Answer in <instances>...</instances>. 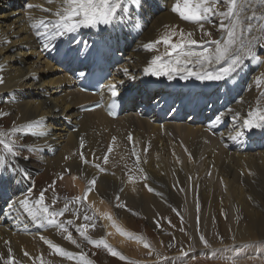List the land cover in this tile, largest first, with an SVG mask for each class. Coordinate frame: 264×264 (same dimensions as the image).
I'll return each mask as SVG.
<instances>
[{
    "label": "bare ground",
    "instance_id": "6f19581e",
    "mask_svg": "<svg viewBox=\"0 0 264 264\" xmlns=\"http://www.w3.org/2000/svg\"><path fill=\"white\" fill-rule=\"evenodd\" d=\"M173 2L143 0L139 8L129 3L130 14L118 25L81 28L76 33L57 37L44 50L45 41L35 35L44 29H33L29 17L37 22L50 20L53 17L41 9L54 10L56 5H49L46 0H0V80L3 81L0 106L5 112L0 130L8 131L43 117V125L36 131L45 133L17 132L12 139L17 141L15 150L19 157L7 168H0V264H5L9 248L14 260L21 264H33L32 259L24 256L25 251L33 258L42 257L46 264H76L75 260L53 253L40 239L43 235L67 251L80 253L81 248L64 239L67 233L61 234L51 225L34 223L18 202L26 195L38 198L44 191L45 202L51 204L55 187L67 186L82 193V185L85 192L92 179L95 184L85 206L92 205L88 215L95 214L96 226L88 229V235L94 240L103 238L125 257L114 259L107 250L84 242L82 249L93 264H224L210 260L211 248L244 244L255 252L254 244L264 239V129L242 130L233 120L236 112L246 116L259 92L264 90V82L260 88L254 83L264 73V63L257 66L246 60L237 73L220 81L191 78L180 83L179 78L169 81L160 77L154 82L155 77L143 74L153 53L138 46L155 40L164 31V25L196 31L193 25L171 12ZM27 4L34 7L28 9ZM209 31L213 38L218 36L215 29L209 27ZM199 35L196 31V38ZM96 51L107 62L109 76L101 92L93 95L82 92L78 80L91 65L90 53ZM114 55L121 57L120 63ZM124 69L128 70L127 75ZM169 82H173L170 87ZM109 83H115L117 95L125 99L123 111L116 119L105 111L112 97L106 87ZM138 89L144 95L136 93ZM151 96L158 101L155 109L149 102ZM98 100L105 102L103 108L81 109ZM202 111L206 112L203 116ZM217 115L222 116L219 122L215 119ZM238 131L243 134L232 139ZM131 133L133 146L128 139ZM124 151L139 176L117 182L106 172L104 164L111 167L117 153L122 156ZM0 155H7L2 148ZM243 166L248 170L243 172ZM208 172L215 178L209 179ZM50 181L53 189L45 190ZM189 191L197 195L198 204L186 196ZM113 196L119 197L120 207L111 204ZM55 198L58 203L54 207L62 208L64 199ZM9 204L14 206L8 208ZM104 213L110 214L112 221ZM83 215L81 207L76 225L84 222ZM59 219L66 221L74 217L72 212H67ZM137 220L147 231L160 236L152 237L151 242L144 241L145 232L138 229ZM113 222L124 233L143 239L138 242L121 235L112 227ZM172 224L194 232L192 245L184 250H179L180 246L173 254L166 252L157 258L141 257L155 252L151 245L164 249L166 237L173 233ZM25 227L28 232L21 231ZM219 227L226 234L223 241L214 239ZM69 230L79 242L81 238L75 227L69 226ZM145 242L148 248L144 247ZM259 254L263 257L260 264H264V252ZM242 262L245 259L229 264Z\"/></svg>",
    "mask_w": 264,
    "mask_h": 264
},
{
    "label": "snow or ice",
    "instance_id": "6c2138e0",
    "mask_svg": "<svg viewBox=\"0 0 264 264\" xmlns=\"http://www.w3.org/2000/svg\"><path fill=\"white\" fill-rule=\"evenodd\" d=\"M46 2L49 5H56L54 10L49 7L41 9L42 12L49 13L53 17L52 19L44 18L37 22L29 17L30 26L33 29L40 27L44 29L43 32H35L37 37L45 41L44 50H47L49 43L57 37L76 33L81 28L118 25L125 16L130 14L129 3L136 5L137 8L143 5V0H46ZM26 7L32 9L34 6L27 4ZM36 7L39 8L40 6ZM171 12L175 13L182 21L193 25L195 30L200 33L199 38H196V31H186L178 25H164V31L155 40L138 46L146 52L153 53L143 68L144 75L156 78L166 77L169 81L176 78L180 80L194 78L199 81H220L237 73L245 65L246 60L254 62L257 66L264 63V0H174ZM209 27L216 30L217 37L213 38ZM123 71L125 75L128 74L127 69ZM2 82L0 80V83ZM262 82H264V73H261L254 80L257 88H260ZM106 87L112 96L117 95L115 83H109ZM262 101H264V90L259 92L255 105L249 108L246 116L241 117L239 112L233 114V120L239 124L242 130L264 129V103ZM3 115L4 113L0 112V116ZM43 119L41 117L38 120L28 122L26 125L14 126L8 131L0 130V148H2L3 153L7 154L0 155V168H7L19 157V152L15 150L17 141L12 137L17 132L23 131L33 135L45 134L42 131H36L42 127ZM215 119L219 122L222 116L217 115ZM241 120L242 123H240ZM242 134V131H238L232 139H237ZM129 140H131V136H129ZM133 154L135 155V153ZM24 159H28V157H24ZM104 159L106 163L107 156ZM65 171L69 170L65 169ZM94 184L95 179L88 181L89 186L82 197L66 199L64 206L59 209L54 207L58 203V198L54 197L51 204H47L44 191H41L38 198L32 199L30 195H26L18 202L34 223L44 226L51 225L61 234L67 233L64 239L75 247L81 248L80 253L67 251L43 235L40 236V239L53 253L69 260H75L76 264H93V261L82 249L84 242L94 247H103L110 255L125 259L103 238L94 240L88 235V229L96 226L95 214L88 215L92 205L85 206L88 193L92 191ZM145 186L147 187V185ZM148 190L152 191L151 188ZM70 205L73 207L70 208ZM75 205H80L84 212V222L79 225L75 224V219L80 218L81 207H75ZM13 206V204H9L7 207L12 208ZM67 212H72L74 219L60 220L59 218ZM104 216L109 221L113 219L108 213H104ZM69 226L75 227L76 233L81 238L79 242L73 237ZM112 227L116 228L121 235H126L127 238L135 239L138 242L143 239L130 233H124L114 222ZM201 241L207 246V241L203 236H201ZM8 243L5 241V244ZM144 247L148 248V243L145 242ZM244 247L247 248L248 245ZM233 251L239 254L243 252V249H233ZM24 256L32 259L33 264H36V261H39V264H46L42 257L33 258L27 251L24 252ZM5 264H21L20 261L14 260L11 248H9V255ZM130 264H134V262H130Z\"/></svg>",
    "mask_w": 264,
    "mask_h": 264
},
{
    "label": "rangeland",
    "instance_id": "374dc122",
    "mask_svg": "<svg viewBox=\"0 0 264 264\" xmlns=\"http://www.w3.org/2000/svg\"><path fill=\"white\" fill-rule=\"evenodd\" d=\"M0 112H2V113H4L5 114V112L3 111V108L0 106ZM5 117V115H3L2 117L0 116V120L2 119V118H4ZM257 152H252V154H256ZM124 154V155H123ZM128 153L127 152H123L122 153V156H119L118 155V153H117V157L113 160V163L111 164V167L108 165H106L105 166V164H104V167L105 168H107V173H110L111 175H112V178H113V180L114 181H117V182H120V180L122 181H126V180H128V179H136V176H139L135 171H134V165H133V163L132 162H130L131 161V159L129 158V156L127 155ZM125 155H127V156H125ZM223 155V154H222ZM221 155V156H222ZM119 157H121V158H119ZM124 157H125V159H124ZM118 158V159H117ZM121 161H120V160ZM243 159H246V158H243ZM252 160V159H251ZM250 160V161H251ZM255 160V159H254ZM116 161H117V163H116ZM120 161V162H119ZM249 161V162H250ZM114 162L116 163L115 164V167H113V165H114ZM129 162H130V164H129ZM248 162V163H249ZM200 164H202V163H200ZM254 164H256V160H255V163ZM250 165H253V164H250ZM125 167V168H124ZM109 169V170H108ZM126 169V170H125ZM115 170H117V171H115ZM245 170H248L247 168H245L244 166H243V169H242V171L243 172H245ZM110 171V172H109ZM114 171V172H113ZM112 172V173H111ZM116 172V173H115ZM114 173V174H113ZM116 175H118L119 177H117ZM123 175V176H122ZM206 175H207V177L209 178V179H213V178H215L214 176H213V174L212 173H206ZM122 176V177H121ZM117 178V179H116ZM139 178H141L142 179V176H140ZM144 178V177H143ZM150 179V178H149ZM110 180H112V179H110ZM37 182V181H36ZM35 183V181L33 182V184ZM49 183H51V181L50 182H48V183H46L47 185H48V187L45 189V190H48L49 188L50 189H53V187H50L49 186ZM34 186H36V185H34ZM219 186L221 187V188H224V185L223 184H219ZM70 188V189H69ZM182 188H184L183 186H182ZM43 189V188H42ZM61 190V191H60ZM58 191V192H57ZM83 192H84V188H83V185H82V193H80L78 190H73V188H71V187H67V186H64L62 189H57L56 187L54 188V190H52V194H53V197H58L59 196V198H62V199H64V201L67 199V200H71L72 198H75V197H77V196H83L82 194H83ZM59 193V194H58ZM63 196V197H62ZM186 196L189 198V199H192V200H195V203L196 204H198L199 203V201L200 200H198V199H196L197 198V195L193 192V191H189V192H186ZM114 198V199H113ZM113 203H111V202H109L108 200H106L107 202H109V203H111L112 205H114L115 207L117 206V205H120V203H119V201H118V199H116L117 198V196H113ZM179 200H180V198H179ZM178 200V201H179ZM87 203L89 202L88 200L86 201ZM117 207H120V206H117ZM121 207H123V208H125L124 206H121ZM125 209H129V208H125ZM111 210H113V207H112V209ZM174 217V216H173ZM176 218V217H175ZM170 218L169 217H167V220H169ZM181 219L179 218V221H180ZM182 223V222H181ZM180 224V223H179ZM137 226H138V229L140 230V231H143V232H145V236H143L144 238H145V240L144 241H148V242H151L150 240H151V238L152 237H158V236H160L159 234H157L155 231H147V229L145 228V227H142L141 225H140V222L137 220V224H136ZM157 226H159V224L157 225ZM172 227H173V230H172V234H170V236L169 237H166V241H165V243H164V249H160V248H157V247H154L153 245H151V248L152 249H154L155 250V252H151V254H146V255H140L141 257H152V258H157V257H160L159 255H163V253H166V252H171L172 254L176 251V249L178 248V247H180V246H182V247H180L179 248V250H184V249H187V248H189L191 245H192V240H191V235L192 234H194V232L193 231H190V230H188L187 228H183V227H180L179 225H173L172 224ZM166 230H169V229H166ZM165 230V231H166ZM176 235H180L181 237H175ZM224 238H226V234L224 233V231L222 230V228L221 227H219L217 230H216V233H215V236H214V239L215 240H219V239H222V241H223V239ZM150 239V240H149ZM261 241H262V243H261ZM260 241V243L258 242V243H256V244H254V246H256L257 247V249H256V253L254 252V250H252V249H250V247H247V248H249V249H247V248H245L244 246V244L242 245V246H240V245H233L234 247H232V246H223V245H221V246H223V247H214V248H211L210 249V260L212 261V262H215L216 261V263H224V264H229V263H232V262H234V261H238V260H240V261H242V260H244L245 259V263H243V264H260V259H262L263 257H261L260 256V252H264V251H262V250H264V239L263 240H261ZM143 242V241H142ZM109 243V242H108ZM220 244H221V242H220ZM262 244V245H261ZM188 245V247H185V246H187ZM190 245V246H189ZM217 245H219V244H217ZM111 247H113V246H111ZM114 249H116V247H113ZM242 249L243 248V252L242 253H236V252H234L233 251V249ZM258 248H259V250H261V251H259L258 250ZM101 249H104L103 247H101ZM158 249V250H157ZM213 249V250H212ZM217 249V250H216ZM106 250V249H105ZM179 250H177V251H179ZM223 250L225 251V252H223ZM97 251H98V249H97ZM96 251V252H97ZM93 252V251H92ZM94 253V255H95V257L98 255L97 253ZM109 254V253H108ZM211 254H213L212 256H211ZM259 254V255H258ZM110 255V254H109ZM112 258H114V259H117L118 257L117 256H113V255H110ZM206 257L208 256L207 254L205 255ZM260 256V257H259ZM204 257V256H203ZM256 257L258 258V259H256ZM201 258H202V256H201ZM256 259V260H255ZM248 260V261H247ZM253 261V262H252Z\"/></svg>",
    "mask_w": 264,
    "mask_h": 264
}]
</instances>
